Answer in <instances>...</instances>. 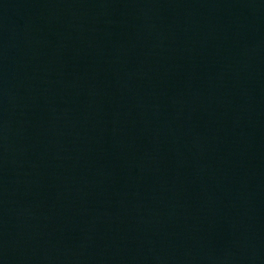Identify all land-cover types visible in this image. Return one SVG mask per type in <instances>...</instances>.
Wrapping results in <instances>:
<instances>
[{"label": "water", "instance_id": "water-1", "mask_svg": "<svg viewBox=\"0 0 264 264\" xmlns=\"http://www.w3.org/2000/svg\"><path fill=\"white\" fill-rule=\"evenodd\" d=\"M0 264H264V0H0Z\"/></svg>", "mask_w": 264, "mask_h": 264}]
</instances>
